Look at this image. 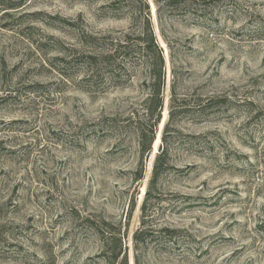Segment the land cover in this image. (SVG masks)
<instances>
[{"label":"rangeland","instance_id":"obj_1","mask_svg":"<svg viewBox=\"0 0 264 264\" xmlns=\"http://www.w3.org/2000/svg\"><path fill=\"white\" fill-rule=\"evenodd\" d=\"M132 1L0 0V264H116L105 222L137 264L162 146L172 169L153 224L179 232L141 247L138 264H264V0H149L166 77L144 156L150 64L86 82L80 44L128 33Z\"/></svg>","mask_w":264,"mask_h":264},{"label":"trees","instance_id":"obj_2","mask_svg":"<svg viewBox=\"0 0 264 264\" xmlns=\"http://www.w3.org/2000/svg\"><path fill=\"white\" fill-rule=\"evenodd\" d=\"M165 1H168L170 5L179 2V0H155L158 8ZM130 5L128 16L131 27L128 33L88 34L84 36L80 44L83 49H86L84 54L88 67V78L84 80L86 82L99 81L101 78L113 82L125 76L130 79V67H133L136 61L143 58L150 64V72L154 78L158 79L159 89L148 99L147 103V116L153 119V124L140 128L138 132L140 154L144 156L152 152L153 144L156 142V132L162 120L164 108L162 89L166 77L165 61L164 52L158 42L153 24L150 1L134 0ZM13 7L14 4L10 3L6 10H11ZM167 159L168 150L162 146L156 157L152 178L141 207L140 227L133 236L137 264L138 250L141 247H147L155 238H159L160 241H170L179 232L170 227L158 229L159 226L153 224L158 211L156 205H159L158 201L161 200V196L156 195V192L159 191L164 174L172 169ZM137 177L141 181L143 172H137ZM105 225L107 229L100 227L96 229L110 259L116 264H129L128 247L124 243L126 234L107 222Z\"/></svg>","mask_w":264,"mask_h":264}]
</instances>
